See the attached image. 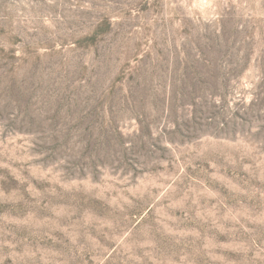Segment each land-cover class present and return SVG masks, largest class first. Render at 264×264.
I'll return each instance as SVG.
<instances>
[{
    "label": "rangeland",
    "instance_id": "rangeland-1",
    "mask_svg": "<svg viewBox=\"0 0 264 264\" xmlns=\"http://www.w3.org/2000/svg\"><path fill=\"white\" fill-rule=\"evenodd\" d=\"M0 264H264V0H0Z\"/></svg>",
    "mask_w": 264,
    "mask_h": 264
}]
</instances>
